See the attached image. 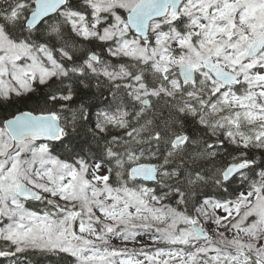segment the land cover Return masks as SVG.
I'll return each instance as SVG.
<instances>
[{
    "label": "snow or ice",
    "instance_id": "6c2138e0",
    "mask_svg": "<svg viewBox=\"0 0 264 264\" xmlns=\"http://www.w3.org/2000/svg\"><path fill=\"white\" fill-rule=\"evenodd\" d=\"M0 264H264V0H0Z\"/></svg>",
    "mask_w": 264,
    "mask_h": 264
}]
</instances>
